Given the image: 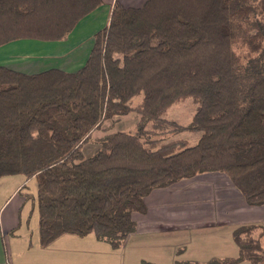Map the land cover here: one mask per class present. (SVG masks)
I'll return each instance as SVG.
<instances>
[{
    "label": "trees",
    "instance_id": "1",
    "mask_svg": "<svg viewBox=\"0 0 264 264\" xmlns=\"http://www.w3.org/2000/svg\"><path fill=\"white\" fill-rule=\"evenodd\" d=\"M102 4L0 0V47L67 39ZM189 97L188 124L164 116ZM132 113L133 131L111 130ZM184 131L200 133L198 141L167 139ZM90 142L97 146L87 155ZM215 171L248 204H264V0L116 1L77 71L0 64V178L36 179L26 197L37 203L44 247L93 233L119 248L153 189ZM233 238L236 257L175 264H264V225H239Z\"/></svg>",
    "mask_w": 264,
    "mask_h": 264
},
{
    "label": "crops",
    "instance_id": "2",
    "mask_svg": "<svg viewBox=\"0 0 264 264\" xmlns=\"http://www.w3.org/2000/svg\"><path fill=\"white\" fill-rule=\"evenodd\" d=\"M116 1L140 6L145 0H103L101 6L77 23L67 39H21L1 46L0 64L26 73L53 67L77 71L91 52L94 34L108 24ZM39 43L59 47L62 57L42 62L14 58L18 46H29L32 50ZM109 125L106 123L104 128ZM116 125L117 122L111 130H122ZM104 133L96 130L94 136ZM34 179L23 174L0 178V264H142L144 260L175 264L177 259L206 261L213 257H236L239 247L233 238L234 229L242 224L264 225V204H248L229 176L215 171L153 189L145 198L146 211L133 215L135 232L119 248L99 240L93 233L63 234L44 247L39 221L32 226L27 210L29 201L36 203L32 197H26L36 193L29 188ZM238 264L254 263L243 260Z\"/></svg>",
    "mask_w": 264,
    "mask_h": 264
},
{
    "label": "rangeland",
    "instance_id": "3",
    "mask_svg": "<svg viewBox=\"0 0 264 264\" xmlns=\"http://www.w3.org/2000/svg\"><path fill=\"white\" fill-rule=\"evenodd\" d=\"M146 1V0H145ZM144 1V2H145ZM17 46V45H16ZM14 46V47H16ZM35 48L30 50L29 46H25L24 47H17V54L15 55V59L16 60H22V61H27V60H33V61H37V62H42L45 60H58L60 57H62V54L60 53L59 47L55 46L54 44H43L41 45V43L39 44H35ZM59 49V50H58ZM64 50V49H63ZM16 52V51H14ZM140 100V98H136L134 100V103H137ZM195 109H196V104L194 103L193 99L191 97L183 99L175 104H173L168 110L167 112L164 114V116L168 119H173L178 121L181 124H188L191 119L193 114L195 113ZM137 121V115L135 114H130L128 116L122 117L121 119H119V121L117 122V128H120L122 130H129V131H133L135 124ZM98 134H100V132H97ZM200 136V133L198 132H192V131H184L178 134H172L167 136V139H175V138H185L187 140L190 141L191 144L196 143L198 137ZM97 145L94 142H90L88 144H86L84 146V151L87 155L91 154L94 150V148ZM36 185L37 182L34 179L29 188L32 191H36ZM29 210V214L31 215V224L32 226L38 225V221H39V210H38V206L37 204H33V201H29L28 205H27ZM105 246H107L108 248H110L109 244H105ZM177 261H188V260H181V259H177ZM176 261V262H177ZM194 261H201V260H194ZM175 262V263H176Z\"/></svg>",
    "mask_w": 264,
    "mask_h": 264
}]
</instances>
